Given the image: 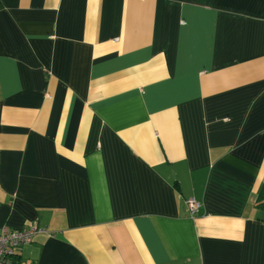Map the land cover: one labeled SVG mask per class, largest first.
<instances>
[{"label": "crops", "instance_id": "crops-1", "mask_svg": "<svg viewBox=\"0 0 264 264\" xmlns=\"http://www.w3.org/2000/svg\"><path fill=\"white\" fill-rule=\"evenodd\" d=\"M263 187L264 0H0L16 264H264Z\"/></svg>", "mask_w": 264, "mask_h": 264}, {"label": "built area", "instance_id": "built-area-1", "mask_svg": "<svg viewBox=\"0 0 264 264\" xmlns=\"http://www.w3.org/2000/svg\"><path fill=\"white\" fill-rule=\"evenodd\" d=\"M187 210L191 216H195L201 207V202L195 197L186 200ZM47 230L37 225L22 229H13L4 226L0 229V264H16V251L23 245L31 243L39 233Z\"/></svg>", "mask_w": 264, "mask_h": 264}, {"label": "trees", "instance_id": "trees-1", "mask_svg": "<svg viewBox=\"0 0 264 264\" xmlns=\"http://www.w3.org/2000/svg\"><path fill=\"white\" fill-rule=\"evenodd\" d=\"M259 206H264V187L261 188L259 193Z\"/></svg>", "mask_w": 264, "mask_h": 264}]
</instances>
